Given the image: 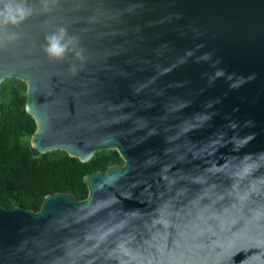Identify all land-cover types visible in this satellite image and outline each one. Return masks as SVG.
Masks as SVG:
<instances>
[{
  "label": "water",
  "instance_id": "water-1",
  "mask_svg": "<svg viewBox=\"0 0 264 264\" xmlns=\"http://www.w3.org/2000/svg\"><path fill=\"white\" fill-rule=\"evenodd\" d=\"M59 25L82 62L43 55ZM15 31L0 103L25 85L31 148L122 165L85 176V200L0 206V264H264L247 211L264 205V0H57Z\"/></svg>",
  "mask_w": 264,
  "mask_h": 264
},
{
  "label": "trees",
  "instance_id": "trees-1",
  "mask_svg": "<svg viewBox=\"0 0 264 264\" xmlns=\"http://www.w3.org/2000/svg\"><path fill=\"white\" fill-rule=\"evenodd\" d=\"M26 87L8 80L1 88L0 114V206H18L38 212L46 196L72 194L85 200V176L121 165L114 151L97 153L82 164L63 152L41 155L30 146L36 130L33 119L25 112Z\"/></svg>",
  "mask_w": 264,
  "mask_h": 264
},
{
  "label": "clouds",
  "instance_id": "clouds-1",
  "mask_svg": "<svg viewBox=\"0 0 264 264\" xmlns=\"http://www.w3.org/2000/svg\"><path fill=\"white\" fill-rule=\"evenodd\" d=\"M40 7L37 9L33 0H0V47L5 44L12 45L19 39L17 28L26 23L34 14H50L57 0H36ZM43 55L50 62L61 63L72 55L77 62L84 60L83 49L77 36L70 35L68 29L59 25L46 32L41 45ZM76 66L70 69L71 74H76ZM250 216L258 221H264V205L247 209Z\"/></svg>",
  "mask_w": 264,
  "mask_h": 264
},
{
  "label": "flooded vegetation",
  "instance_id": "flooded-vegetation-1",
  "mask_svg": "<svg viewBox=\"0 0 264 264\" xmlns=\"http://www.w3.org/2000/svg\"><path fill=\"white\" fill-rule=\"evenodd\" d=\"M122 165V164H121Z\"/></svg>",
  "mask_w": 264,
  "mask_h": 264
}]
</instances>
